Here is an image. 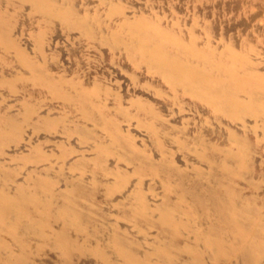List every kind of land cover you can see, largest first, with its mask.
<instances>
[{
  "label": "bare ground",
  "instance_id": "6f19581e",
  "mask_svg": "<svg viewBox=\"0 0 264 264\" xmlns=\"http://www.w3.org/2000/svg\"><path fill=\"white\" fill-rule=\"evenodd\" d=\"M1 1L27 4L48 20L93 38L100 34L101 16H81L75 0ZM123 12L122 7L113 6L108 17ZM13 21L0 10V48L16 49L29 73L17 80L2 79L0 85L15 90L20 82L46 88L55 99L76 106L82 118L108 139L84 124L64 130L82 143L96 144V156L81 158L73 167L90 172V182L81 176L58 190L57 180L48 175L16 182L17 170L0 172V264H40L38 260L52 252L62 264H74L78 258H94L100 264H264V69L247 52L186 42L178 33L141 17L125 19L103 38L104 45L126 50L134 63L146 65L171 89L231 123L224 141H212L202 132L191 146L156 127L158 112L152 104L136 102L137 114L149 117L141 125L153 132L160 151L166 150L165 139L170 138L195 156L189 171L172 156L157 159L139 147L135 135L99 104L100 87L86 89L67 79H53L46 66L30 58L13 39ZM41 37L37 41L43 49ZM35 109L27 103L23 119L30 121ZM118 110L124 118L134 115L123 107ZM20 120L0 113V151L22 142L25 130ZM40 124L36 128L56 130L60 122L48 119ZM70 153V148L62 146V157ZM112 158L132 166V172L113 170ZM23 160L36 163L47 156L39 148ZM133 177L139 184L132 192ZM146 178L160 179L163 186L162 199L154 207L143 187ZM129 192L132 198L126 203ZM102 197L117 199L123 220L134 223L140 232L155 230L149 250H143L140 241L118 224H110L108 237L98 239L104 227L97 221L103 214Z\"/></svg>",
  "mask_w": 264,
  "mask_h": 264
},
{
  "label": "rangeland",
  "instance_id": "374dc122",
  "mask_svg": "<svg viewBox=\"0 0 264 264\" xmlns=\"http://www.w3.org/2000/svg\"><path fill=\"white\" fill-rule=\"evenodd\" d=\"M113 6L122 7L123 15L110 19L108 13ZM75 8L84 17L101 16L100 34L93 38L79 29L69 30L59 21L48 20L34 12L27 4H9L0 0V10L14 19L13 39L18 40L19 46L30 58L45 65L53 79H67L86 89L100 87L99 104L119 119L123 129L135 135L139 147L148 150L157 159L164 155L172 156L179 166L191 171L196 162L195 156L170 138L165 139L166 150L160 151L155 145L153 132L141 125L149 117L137 114L136 102L152 104L158 112L156 127L174 133L191 146L198 142L202 132L212 141H224L231 123L213 116L206 106H200L196 100L171 89L146 65L134 63L126 50L104 45L103 38L125 19L141 17L178 33L186 42L197 41L200 46L211 45L219 50L231 46L247 52L258 68L264 69V0H75ZM40 37L42 43L45 42L43 49L38 46L37 39ZM28 73V69L19 62L16 49L0 48V80H17L20 74ZM27 103L36 108L30 121L23 119ZM120 107L132 111L133 117L124 118L118 110ZM0 113H9L21 119L25 130L19 145L0 151V172L17 170L16 182L48 175L57 180L58 190L65 189L81 176L91 181L90 172L84 174V171L73 167L81 158H94L96 144L93 141L82 143L77 135H67L64 130L79 123L94 127L105 140L108 137L100 128L83 119L76 106L55 99L46 88L19 82L15 90L0 85ZM48 119L59 120L56 130L36 128L37 122L43 124ZM259 132L262 134L263 129ZM62 146L71 150L65 158L61 155ZM39 148L47 156L46 161L29 163L23 160V156L34 155ZM109 164L113 170L132 172V166L115 158ZM138 182V178L133 177L132 192L138 188ZM15 186V183H10L11 188ZM143 187L152 207L159 204L164 192L161 180L146 178ZM126 198V203L131 201L132 193L129 192ZM100 201L103 214L98 216L97 221L104 227L98 235L99 240L106 239L110 226L118 224L124 232L140 241L143 250L151 248L156 237L155 230L144 234L134 223L123 220V208L117 199L102 197ZM38 262L62 264L55 252L48 253ZM74 264L100 263L94 258H78Z\"/></svg>",
  "mask_w": 264,
  "mask_h": 264
}]
</instances>
